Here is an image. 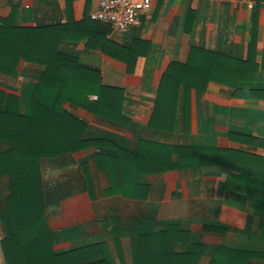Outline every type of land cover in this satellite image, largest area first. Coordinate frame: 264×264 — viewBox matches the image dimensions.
Wrapping results in <instances>:
<instances>
[{"label": "crops", "instance_id": "crops-1", "mask_svg": "<svg viewBox=\"0 0 264 264\" xmlns=\"http://www.w3.org/2000/svg\"><path fill=\"white\" fill-rule=\"evenodd\" d=\"M97 7L98 0H0V26L42 28L94 85L88 101L101 92V111L111 114L63 105L85 124L90 145L39 160L48 233L33 250L46 247L57 264H148L151 253L161 264H264V220L228 187L239 172L188 158L219 149L264 159V0H153L126 31L93 20ZM192 49L226 57L243 80H211L203 90L172 81L160 95L168 67L186 64ZM45 71L23 59L13 73L0 71L2 111L14 96L24 114L29 87ZM13 146L0 139V156ZM120 153L139 156L130 164L142 172L133 169L114 191L108 168L128 163ZM13 194L2 158L0 264H8L2 245L12 233ZM142 232L152 234L147 249Z\"/></svg>", "mask_w": 264, "mask_h": 264}, {"label": "trees", "instance_id": "trees-1", "mask_svg": "<svg viewBox=\"0 0 264 264\" xmlns=\"http://www.w3.org/2000/svg\"><path fill=\"white\" fill-rule=\"evenodd\" d=\"M55 42L42 28H15L0 26V71L11 74L21 59L44 65L46 71L38 83L32 84L25 102V113L19 112V101L10 96L8 108L2 111L0 95V139L13 143L6 155L0 156L9 163L14 194L9 199L10 239L3 243L8 264H57L44 247L34 251L33 244L44 238L48 229L43 217V192L39 160L64 153L77 152L90 145L83 139L85 124L68 114L63 105L71 102L88 111L110 118L101 111L105 103L99 92V101L89 102L87 95L94 92V85L82 78L78 63L60 54ZM248 70H246L247 72ZM224 73V74H223ZM234 73V77L233 74ZM242 68L233 65L226 57L200 49H192L186 64L172 63L164 74L160 95L172 81L188 89L203 90L211 80L237 87L243 80ZM189 160L203 165H228L239 172L228 177V187L245 194L254 212L264 220V159L239 152L210 149L203 154L189 153ZM205 154V155H204ZM139 156L120 153L119 161L128 162L118 167L116 162L108 168L112 187L119 191L127 184L132 172L130 161ZM118 161V162H119ZM135 170V171H134ZM133 172H142L139 165ZM152 235V234H151ZM148 233H140L142 248L147 249ZM150 249L160 250L149 247ZM152 252V251H151ZM150 254L148 264L153 263Z\"/></svg>", "mask_w": 264, "mask_h": 264}, {"label": "built area", "instance_id": "built-area-1", "mask_svg": "<svg viewBox=\"0 0 264 264\" xmlns=\"http://www.w3.org/2000/svg\"><path fill=\"white\" fill-rule=\"evenodd\" d=\"M152 4L153 0H98V7L91 17L126 31L138 25L141 16L152 9Z\"/></svg>", "mask_w": 264, "mask_h": 264}]
</instances>
